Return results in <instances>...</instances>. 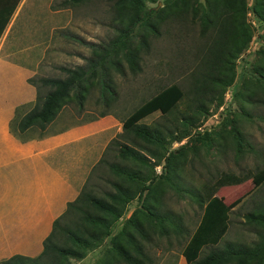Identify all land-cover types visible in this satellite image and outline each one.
<instances>
[{"label": "rangeland", "instance_id": "374dc122", "mask_svg": "<svg viewBox=\"0 0 264 264\" xmlns=\"http://www.w3.org/2000/svg\"><path fill=\"white\" fill-rule=\"evenodd\" d=\"M65 1L21 0L15 17L7 26L0 43V57L20 64L27 81L29 77L64 78L66 75L60 67L89 65L87 59H97L101 54L96 46L108 47L109 41L117 35L116 19L129 16L131 10L128 5L119 3L120 0H80L74 4L67 0L69 4L63 5ZM199 1L201 6L194 18L190 12L181 18L178 5L166 6L161 12L144 17L135 25L127 45L117 54H111L103 70L90 79L91 86L86 82L83 89L76 87L60 103L45 129L35 125L26 129L30 134L41 135L97 119L101 113L119 121L112 129V138L118 143L108 144L110 147L105 148L102 157L104 163L98 165L87 184L93 195L104 196L105 192L114 190L113 181L127 184L133 180L141 185L134 172L149 170L138 159L124 160L118 154L119 143H131V134L125 129L132 122L173 128L180 126L185 114L197 119L184 138L165 146V156L169 155V159L161 160L150 171V189L130 200L122 217L110 228V234L104 235L94 247L86 248L83 257H72L71 264H124L114 247L130 251L131 247L118 232L130 217L132 221L126 225L130 232L136 234L134 221L145 227L150 220L148 205L168 211L172 218L177 217L184 231L162 235L150 230L152 242L143 241L146 251L153 264H178L202 216L194 195L203 183H212L224 172L239 176L251 172L253 176L241 184L221 187L216 193L229 208V227L221 242L249 241L256 237L243 216L264 199V22L254 16L251 9L254 0H246L250 40L238 56L230 59L228 55L227 63L218 62V67L223 65L222 69L218 68L221 73L225 72V66L233 69L232 83L227 86L213 83L215 99L205 103L206 111L195 113L190 94L193 73L207 69L208 64L202 62V58H209L206 49L215 34L211 27L201 34L200 15L206 0ZM163 3L165 0L146 1V6L158 10ZM143 41L148 43L147 50L141 45ZM126 50L139 52L141 69L137 73H132L127 66ZM101 74L110 83L106 90L99 86ZM163 87L167 88L159 94ZM176 87L184 91V97L170 113L162 114L158 103L145 111L158 96ZM46 92L47 89L41 90L42 94ZM33 104L17 111L10 123L15 134L22 133L17 121ZM136 149L145 153L137 145ZM150 162L153 159L150 158ZM112 164L120 168L113 170ZM71 213L61 223L66 224L72 218ZM151 222L157 230V221ZM207 250L204 248L201 255Z\"/></svg>", "mask_w": 264, "mask_h": 264}, {"label": "trees", "instance_id": "16d2710c", "mask_svg": "<svg viewBox=\"0 0 264 264\" xmlns=\"http://www.w3.org/2000/svg\"><path fill=\"white\" fill-rule=\"evenodd\" d=\"M79 1L70 0L71 4ZM146 1L155 2L156 0L119 1V3L130 7L131 10H127L128 13L130 10V15L116 19L117 35L109 41L108 47L96 46L101 54L97 59H87L89 65L60 67V70L66 75L64 78L34 79L30 77L28 79V82L37 88V96L33 106L17 121L19 132L34 125L45 129V126L55 117L60 103L67 99L76 87L83 89V84L86 82H89L90 86L92 85L90 79L95 77L97 71L103 70L102 66L111 54H117L127 45L135 25L144 17L155 11L161 12L166 6L172 8L178 5L181 7L178 10L181 12V18L188 12L192 13V18H194L201 6L199 0H192L191 3L189 0H165L163 6L157 10V7L147 8ZM67 4L69 3L66 0L63 5ZM247 7L246 0H215L214 2L206 0L201 9V34L208 27H211L215 34L210 46L206 49L209 58H202V62L204 60L208 64V67L205 64L207 69L204 67V69L193 73L194 83L190 87V94L191 100L195 104V113L206 111L205 103H211L215 99V92L211 89L213 83L220 82L224 86L232 83L233 69L225 66V72L221 73L219 69H222L223 65L218 67V62L225 61L227 63L225 57L228 55L230 59L238 56L249 42L251 33L246 27ZM251 9L257 20L264 22V0H254ZM11 13L12 10L8 17L1 22L0 34L9 21ZM124 19H127L125 23ZM141 45L147 50L148 43L146 41H143ZM124 59L132 73L140 71L141 57L138 51L126 50ZM98 82L101 90H106L110 84L105 80L104 74H101ZM166 88L163 87L158 93L160 94ZM42 89H47V92L42 94ZM163 94L158 96L152 105H148L149 107L147 106L145 111L158 103V109L162 114L170 113L184 97V91L179 87ZM220 95L221 92L218 96ZM104 115L106 113H101L99 116ZM196 121V117L185 114L180 126L176 125L173 128L160 124L132 122L125 129L127 133L131 134V143H119L118 154L124 160L129 157L138 159L141 165L148 167V171L134 172V177L141 181V185L133 180L127 184L113 181L111 183L114 187L113 191L105 192L104 196L93 195L87 189V184L98 165L104 163L101 158L91 170L79 197L74 202H69L64 215L55 220L51 234L43 243L44 249L40 255L33 258L16 255L8 260L0 261V264H71L72 257H83L86 248L94 247L104 235L110 234V228L114 222L124 214L126 204L139 197L145 190L150 189L152 182L149 177L150 171H153L154 166L161 160L169 159V155L165 156V146L184 138L189 126L195 124ZM137 140H141L142 143ZM117 143L116 139H112L109 145ZM109 145L106 149L110 147ZM136 145L145 153L136 149ZM150 158L153 159V162H150ZM118 167V164L111 166L113 170ZM252 176L251 172L242 176L224 172L217 176L212 183H203L201 189L195 193L194 200L202 209V216L182 251L187 264H264V199L256 203L243 216L245 223L254 230L256 237L249 241L225 240L221 242L229 227V208L216 193L221 187L241 184ZM70 212H72V218L66 224L61 223V220ZM147 212L151 221H157V230L156 225H153L150 220L147 221L145 227L134 221L133 226L136 234H133L126 226L132 221L130 217L118 232V236H123L131 247V251L118 246L114 247L124 264H153L154 261L143 243V241L152 242L150 230L157 231L162 235H169L171 232L180 234L184 231L176 220L177 217L172 218V214L168 211L162 212L155 206L148 205ZM164 222H167V225ZM204 248H208V250L201 255Z\"/></svg>", "mask_w": 264, "mask_h": 264}, {"label": "crops", "instance_id": "0c3cea01", "mask_svg": "<svg viewBox=\"0 0 264 264\" xmlns=\"http://www.w3.org/2000/svg\"><path fill=\"white\" fill-rule=\"evenodd\" d=\"M20 2L0 0V27L12 10L0 43ZM27 78L20 64L0 57V261L40 255L55 220L79 197L120 124L104 115L41 135L15 134L11 121L36 98ZM178 264H187L183 255Z\"/></svg>", "mask_w": 264, "mask_h": 264}, {"label": "built area", "instance_id": "2783aa9c", "mask_svg": "<svg viewBox=\"0 0 264 264\" xmlns=\"http://www.w3.org/2000/svg\"><path fill=\"white\" fill-rule=\"evenodd\" d=\"M158 168V167H157Z\"/></svg>", "mask_w": 264, "mask_h": 264}]
</instances>
